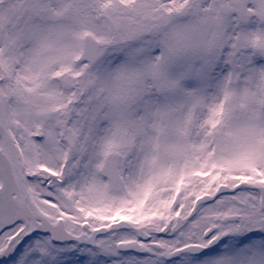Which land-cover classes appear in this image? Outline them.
I'll use <instances>...</instances> for the list:
<instances>
[{"label": "snow or ice", "instance_id": "snow-or-ice-1", "mask_svg": "<svg viewBox=\"0 0 264 264\" xmlns=\"http://www.w3.org/2000/svg\"><path fill=\"white\" fill-rule=\"evenodd\" d=\"M0 264H264V0H0Z\"/></svg>", "mask_w": 264, "mask_h": 264}]
</instances>
